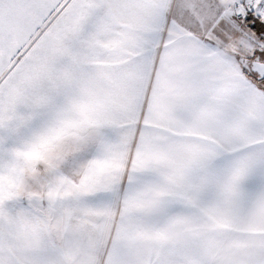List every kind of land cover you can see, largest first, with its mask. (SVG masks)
Here are the masks:
<instances>
[{
    "label": "snow or ice",
    "instance_id": "6c2138e0",
    "mask_svg": "<svg viewBox=\"0 0 264 264\" xmlns=\"http://www.w3.org/2000/svg\"><path fill=\"white\" fill-rule=\"evenodd\" d=\"M0 264H264V0H0Z\"/></svg>",
    "mask_w": 264,
    "mask_h": 264
}]
</instances>
